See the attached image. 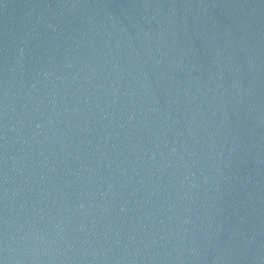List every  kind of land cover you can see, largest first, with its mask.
<instances>
[{"label":"water","instance_id":"95a60500","mask_svg":"<svg viewBox=\"0 0 264 264\" xmlns=\"http://www.w3.org/2000/svg\"><path fill=\"white\" fill-rule=\"evenodd\" d=\"M0 264H264V0H0Z\"/></svg>","mask_w":264,"mask_h":264}]
</instances>
